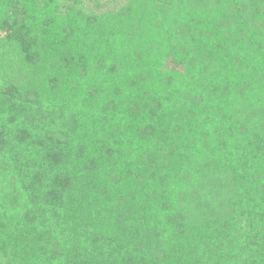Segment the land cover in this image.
<instances>
[{"label":"trees","instance_id":"obj_1","mask_svg":"<svg viewBox=\"0 0 264 264\" xmlns=\"http://www.w3.org/2000/svg\"><path fill=\"white\" fill-rule=\"evenodd\" d=\"M0 264H264V0H0Z\"/></svg>","mask_w":264,"mask_h":264}]
</instances>
